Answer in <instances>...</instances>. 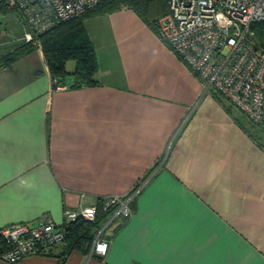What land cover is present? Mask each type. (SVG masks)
<instances>
[{
	"label": "crops",
	"instance_id": "obj_1",
	"mask_svg": "<svg viewBox=\"0 0 264 264\" xmlns=\"http://www.w3.org/2000/svg\"><path fill=\"white\" fill-rule=\"evenodd\" d=\"M83 26L96 83L56 88L41 47L0 68V229L43 214L60 225L66 209L137 186L132 214L86 250L58 242L0 264H264V129L133 8Z\"/></svg>",
	"mask_w": 264,
	"mask_h": 264
},
{
	"label": "built area",
	"instance_id": "obj_2",
	"mask_svg": "<svg viewBox=\"0 0 264 264\" xmlns=\"http://www.w3.org/2000/svg\"><path fill=\"white\" fill-rule=\"evenodd\" d=\"M1 1L23 20L21 38L39 44L34 39L38 34L59 21L82 15L102 0ZM166 4V13L157 19L159 38L207 89L225 97L251 123L264 129V45L252 26L264 22V0H166ZM129 201L130 197L110 196L103 206H116L114 216H130ZM79 216L94 220L96 205L78 211L66 209L60 225L43 214L34 224L20 222L1 228L8 249L0 259L15 262L29 254L46 253L50 246L64 242L63 224ZM107 248V240L96 238L93 251L104 255Z\"/></svg>",
	"mask_w": 264,
	"mask_h": 264
},
{
	"label": "trees",
	"instance_id": "obj_3",
	"mask_svg": "<svg viewBox=\"0 0 264 264\" xmlns=\"http://www.w3.org/2000/svg\"><path fill=\"white\" fill-rule=\"evenodd\" d=\"M155 2L163 3L164 10L161 13H157ZM123 6L133 8L156 32L157 19L167 11L166 0H102L82 15L70 20L59 21L53 27L38 34L34 39L38 40L39 44H34L32 40L25 41L22 39L21 42L13 45L10 50L0 56V68L22 58L36 47H41L55 84L65 83L69 75L73 79L72 87L96 83L95 74L98 70V63L95 48L84 29L83 20L90 15L113 12ZM11 10L13 9L0 0V13L5 14ZM21 21L23 22V20ZM252 26L264 45V22L254 23ZM69 61L74 62V68L71 72L67 70ZM136 189L137 186L124 197H130ZM104 200L105 198H99L95 203L96 216L94 220L89 221L79 216L75 220L63 224L66 253L74 248L86 250L99 230L102 229V232L112 222L122 221L129 217L120 213L114 216L116 206L104 208ZM131 202L132 199L129 201L132 211ZM110 218L111 220L103 228ZM6 249H8V244L0 234V254ZM49 249L44 254H47Z\"/></svg>",
	"mask_w": 264,
	"mask_h": 264
},
{
	"label": "rangeland",
	"instance_id": "obj_4",
	"mask_svg": "<svg viewBox=\"0 0 264 264\" xmlns=\"http://www.w3.org/2000/svg\"><path fill=\"white\" fill-rule=\"evenodd\" d=\"M18 20L20 18L13 10L5 14L0 13V56L21 42L23 27Z\"/></svg>",
	"mask_w": 264,
	"mask_h": 264
}]
</instances>
